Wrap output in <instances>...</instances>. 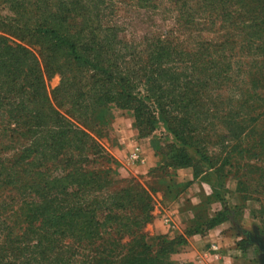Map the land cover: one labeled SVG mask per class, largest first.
<instances>
[{
	"label": "trees",
	"instance_id": "trees-1",
	"mask_svg": "<svg viewBox=\"0 0 264 264\" xmlns=\"http://www.w3.org/2000/svg\"><path fill=\"white\" fill-rule=\"evenodd\" d=\"M133 1L147 8L152 0ZM164 1L174 20L192 24L193 46L184 52L169 30L132 66L134 56L113 42L112 0H0V264H184L172 255L217 221L219 213L200 225L193 209L184 235L148 241L150 190L135 177L112 178L115 159L98 143L111 104L140 102L135 121L163 122L184 146L189 117L198 116L199 132L221 130L230 150L217 166L214 150L196 140L197 158L176 155L177 167H191L193 178L207 173L212 190L213 179L224 187L225 165L238 168L243 201L250 181L261 187L251 175L264 170V120L256 122L264 110L254 95L235 101L234 91L239 79L244 91L264 81V0ZM223 28L221 39L202 37ZM55 73L61 81L49 95ZM255 199L264 217V196Z\"/></svg>",
	"mask_w": 264,
	"mask_h": 264
},
{
	"label": "rangeland",
	"instance_id": "rangeland-1",
	"mask_svg": "<svg viewBox=\"0 0 264 264\" xmlns=\"http://www.w3.org/2000/svg\"><path fill=\"white\" fill-rule=\"evenodd\" d=\"M113 6L110 10L109 19L113 28V42L118 43V48L123 49L125 58L134 56L131 61L132 66H138V60L147 57V49L157 38H162L163 34L171 31L175 43L181 45L184 52H189L192 48L193 35H190L192 24L182 20L181 24L174 20L175 15L171 14V8L164 0H152L149 7H142L133 0H112ZM217 29V26L215 27ZM226 33L223 28L217 33L208 32L202 37L205 39H221L220 36ZM242 42V37H239ZM264 41V37H263ZM244 44V43H243ZM115 46V45H114ZM186 48V49H185ZM247 46L242 49L236 46L235 54L246 53ZM126 51L128 55H126ZM262 49L259 46H252L250 54L258 56ZM244 52V53H243ZM262 54V53H261ZM262 60V59H261ZM250 61V60H249ZM248 62L239 65L240 71L247 68ZM251 64V62H250ZM61 76L58 73L53 74L46 79V90L49 95L60 84ZM238 91H234L235 101L242 96H252L254 107L259 108L257 112L264 110V81L258 82L252 90L244 91L245 86L240 83ZM223 91V89H221ZM224 96H228L223 91ZM251 100L249 99V103ZM128 107H120L117 104H111L106 113L105 132L106 136L98 140L105 153L115 159L114 163L107 165L112 170L111 176L114 179H130L135 177L146 190H150L153 210L151 212L153 219L167 214L172 209L189 211L196 210V222L203 225L207 218H214L219 213L217 221L202 236L211 235V239L201 246V250L194 251L186 238V245L183 246L177 254L172 255V259L179 263L186 264H261V256L264 254L254 242H250V236L260 235L264 239V217L259 216L260 203L255 199L256 196H264V170L253 173L254 178L261 176V187L259 181H250L247 187V193L251 198L244 201L240 199L237 191V181L240 172L234 173L238 168L225 165L223 172L227 174L224 184L220 186L216 180H211L213 190L207 183L205 177L207 173L202 172L197 178H193L191 167H177L176 155H188L197 158L193 146L196 140L204 139V146L214 150L220 158L215 165H219L227 150L217 136L221 130H212L208 132H199V122L203 120L198 116L189 117L190 138H186V146L174 140L173 135L165 128L163 122L138 123L135 121L133 110L140 106V102L128 101ZM147 114V113H146ZM221 114V109L218 115ZM263 119H257V123ZM256 122L254 124H256ZM206 140L208 142H206ZM143 147V148H141ZM144 147L148 150L149 156L157 159V163L150 167L146 172L137 171L138 165L144 158L149 162L145 155ZM184 148L183 153L177 149ZM125 149V150H123ZM258 152L257 149L254 150ZM191 155H189V154ZM236 153V152H235ZM194 154V155H193ZM239 158V157H237ZM243 163V161H240ZM135 164V165H134ZM137 165V166H136ZM135 166V167H133ZM188 169L190 177L184 180V174H177V171ZM222 174V169L213 173L211 177L217 178ZM176 176V177H175ZM177 176H179L177 178ZM261 190L263 193H257ZM219 193L221 201H216L214 194ZM209 203V204H206ZM255 211V215L252 212ZM261 218V219H260ZM153 220H151L152 222ZM178 221V219L176 220ZM145 224L143 232L149 237L150 223ZM202 230L203 227H200ZM147 231V232H146ZM184 235V234H180ZM201 235V234H195ZM168 239L176 236L165 235ZM124 239L123 241H125Z\"/></svg>",
	"mask_w": 264,
	"mask_h": 264
},
{
	"label": "crops",
	"instance_id": "crops-1",
	"mask_svg": "<svg viewBox=\"0 0 264 264\" xmlns=\"http://www.w3.org/2000/svg\"><path fill=\"white\" fill-rule=\"evenodd\" d=\"M144 152L147 157H151V158H148L149 162H147L144 158L141 161L143 162V164L138 165L137 171H139L140 173L146 172L150 167L154 166L157 163V159L153 156V154L149 156L148 154L149 152L145 147H144ZM177 174L178 175L184 174L185 178L184 180L183 178H181L182 181H185L190 177L188 169L177 171ZM178 177L179 176H177V178ZM192 217L193 215L191 212L174 208L170 210L167 214H163L162 216H158L154 218L148 228L150 235L149 237H147L148 241L149 239L151 240L152 238L159 235L178 236L180 234H183L184 231L190 226V221L192 220ZM177 219L178 221H176ZM210 239H211L210 234L206 236L192 235L189 237L188 242L192 246V249H194V251H199L201 250V246L207 243V241H209Z\"/></svg>",
	"mask_w": 264,
	"mask_h": 264
},
{
	"label": "water",
	"instance_id": "water-1",
	"mask_svg": "<svg viewBox=\"0 0 264 264\" xmlns=\"http://www.w3.org/2000/svg\"><path fill=\"white\" fill-rule=\"evenodd\" d=\"M249 240L250 242H254L255 244H257L258 248L264 253V239L256 234L255 236H250L248 234ZM261 264H264V254L261 256Z\"/></svg>",
	"mask_w": 264,
	"mask_h": 264
}]
</instances>
